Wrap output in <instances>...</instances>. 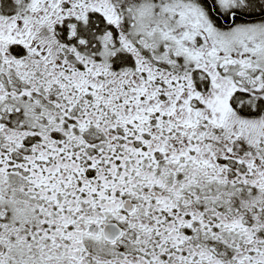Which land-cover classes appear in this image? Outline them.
<instances>
[{"label":"snow or ice","instance_id":"snow-or-ice-1","mask_svg":"<svg viewBox=\"0 0 264 264\" xmlns=\"http://www.w3.org/2000/svg\"><path fill=\"white\" fill-rule=\"evenodd\" d=\"M0 264H264V0H0Z\"/></svg>","mask_w":264,"mask_h":264}]
</instances>
